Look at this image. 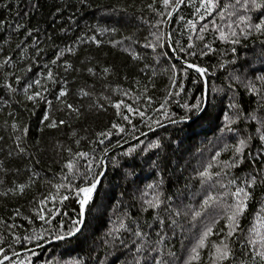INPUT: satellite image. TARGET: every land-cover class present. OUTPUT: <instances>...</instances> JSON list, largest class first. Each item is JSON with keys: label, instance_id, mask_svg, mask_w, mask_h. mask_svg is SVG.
Here are the masks:
<instances>
[{"label": "trees", "instance_id": "1", "mask_svg": "<svg viewBox=\"0 0 264 264\" xmlns=\"http://www.w3.org/2000/svg\"><path fill=\"white\" fill-rule=\"evenodd\" d=\"M223 2H231V0H221V4ZM149 4H152L155 11L147 7ZM199 6V0H191V2L185 0L173 18L171 36L175 47H186L188 36L191 35L193 50L197 53L207 43H210L215 50L203 57L199 55L186 57L190 62L209 68L206 77L208 107L198 115L199 113H186V110L176 103H171L168 105L169 119L178 121L181 115H187L188 118L176 124L162 126L169 123L168 119L157 115L152 108L159 107V102L166 95L167 90H180L178 86L170 85L169 77L172 73L168 69L171 64H176L179 68L185 57L184 54L176 51L181 60L177 59L171 48H157L153 52L151 48L145 47L146 43H154L156 36L166 37L168 32L171 17L158 15L159 12L165 11L160 0L155 2L154 0H84V3H81V0H18V2L0 0V19L6 21V24L0 27V64H4L6 57L10 60L9 64L0 67V246L5 248L7 254L22 252L17 258L24 259L28 254L25 249H30L37 254L32 257L34 264H41L45 260L50 261L51 264H66L73 259H82L85 264H133L137 258H140L141 264H145L149 255H157L152 252V248L159 247L155 243L158 239L156 233L159 231L160 235L167 234L164 241L165 252H175L181 258L186 256L187 251L181 246L182 237L179 232L173 237L172 230L168 228V215L171 214V210H180L182 215L177 219L185 228L190 227L191 217L183 216V212L190 211V208L199 210L200 202L207 191L213 193L222 191L219 185L208 187L215 184V177L204 186L207 191H202L200 177L196 173L203 171V168L212 162L215 153L225 144H234L236 140L235 134L220 131L224 123V111L231 112L227 109L231 93L227 95L225 92L213 93L211 88L215 86L226 91L228 84L232 83L233 90L238 93L236 99L247 113L256 107L258 97L248 94L239 82L225 78L231 74L241 76L242 79H254L255 76L264 75V44L261 43L264 41V36L253 33L247 40L240 37L239 45L221 41L218 32L211 26L213 21L218 26L222 25L219 17L209 14L201 21L199 15L203 12L194 14ZM57 8L60 9L59 12ZM189 20L196 23V31L187 27ZM157 21L166 22L157 23ZM16 23L23 24L24 28L15 30ZM205 24L209 25L207 31L199 32V28ZM61 28L65 31L61 32ZM97 28L112 31H106L101 35L96 31ZM29 31L31 35L26 34ZM93 35L101 41L99 46L88 41V37ZM198 35L204 36V40H197ZM32 37L36 39L33 40ZM77 37H82L85 42L79 43ZM110 40L120 41V44L113 47L108 43ZM177 40L180 42L179 46L175 45ZM165 43H168L167 39ZM17 45H21V49L24 50L25 59H21V49H18ZM36 47L44 49L39 61L33 65L36 73L41 72L43 65L54 58L56 51L74 47V52H66L58 60L59 66H53V69L61 83L64 79L68 81L65 85L68 88L66 101L79 108L81 113L79 119L69 115L67 111L56 110L61 106L55 101L52 92L58 91V87L43 93L48 100L53 101L51 109L44 101L33 104L24 98L22 86L15 82V75L20 74L19 69L25 66L27 58L36 55ZM126 47H130V51L136 52L141 59L132 60L129 53L122 50ZM232 47L236 48V53L231 51ZM204 51L207 52L206 49ZM163 52H168L170 55H159ZM65 60L73 65V69L67 73L62 67ZM224 61L232 63H227L223 69H220L218 64ZM145 64L148 65L147 68H144ZM88 67L94 69L93 74L86 71ZM105 67L110 68V72L106 75L102 72ZM213 72L215 75H212ZM176 76L184 81L185 90L181 92L180 97L170 99H178L181 104L185 100L195 103V97L200 94L199 89L202 86L192 84L195 75L189 71L187 76L181 73H176ZM5 79L17 88L16 92H10L4 87ZM80 88H84L91 95L80 96L78 94ZM145 88H147L146 92ZM113 89L117 90L113 91ZM189 89L191 91H188ZM123 92H127L128 95H122ZM101 94L110 97L113 103L123 100L134 108L145 111L144 122H141L139 116L132 117L133 123L139 129V132L135 133L137 137L140 136V132L144 134L150 132L141 138L145 141L141 149L156 138L160 139L161 147L147 153L138 150L133 158H121V166L118 167H113L109 163L105 176L98 184L93 201L87 206L82 230L72 238L54 241L52 235L58 231L66 232L72 227L69 217L77 218L79 211L74 198H71V202L65 201L61 204L58 197L66 193L63 189H54L48 183V181L52 184L60 182L58 174L62 172L63 164L69 159V154L63 150L64 147H71L73 152L89 151L90 155L91 148H96L98 156L101 146L90 143L95 140L97 132L106 130L114 120L131 131L130 127L115 115L116 110L110 103L101 99ZM145 95L152 98L151 107L147 105ZM96 104H102L103 108H97ZM45 110H49L57 119H65L67 124L57 129L45 127L40 123ZM122 111L126 110L122 109ZM257 114L264 115V112L258 111ZM156 119L160 120L162 127L151 124V121ZM13 122L18 125L17 129L12 128ZM146 123L151 124V131L145 126ZM24 125L28 126L27 134L22 131ZM234 126L241 130V136L245 134L252 136L243 154L244 163L232 170L234 175L241 176L253 168L264 165V153L258 152V149L264 148V143L259 141L255 133V128L258 126L256 122L237 121ZM73 130L76 132L75 138L70 135ZM17 136L20 137L19 141L16 139ZM80 137L85 139H82L77 146L74 139ZM117 140H121L120 146L125 144L124 140L132 141L128 135L117 136L114 132L109 141L115 144ZM109 141H106L105 145L111 147ZM57 142L61 145L59 150H57ZM137 142L133 141L111 151L109 157ZM20 148L25 151L20 152ZM231 155V148L222 151L217 162H213L210 171H219V161L227 160ZM254 157L255 161H253ZM153 161L157 162L158 168L152 167ZM63 171L66 172L67 169ZM157 171L164 181L160 191L163 192L165 203L157 210L165 220L163 230L158 221L153 220V210L138 211L140 193L146 190L148 183L158 179ZM18 184L27 185L23 193L18 190L11 191ZM147 191L150 198L151 190ZM49 193L56 195L57 199L49 200L43 206L39 205L37 201ZM168 196L172 197L171 209L166 211ZM262 196L264 189L257 187L247 215L241 222L245 232L256 208V200ZM41 207L46 212L48 209L60 208L62 212L68 213V217L58 213L52 217L50 225H45L35 219ZM125 211L130 212L132 216V220L126 221L129 227L134 228L133 221H138L141 229L149 233L147 238L149 246L144 247L139 253L135 245L140 243V238L135 237L131 232L122 231L119 239H113L115 233L113 236L108 235L117 215H122ZM29 220L32 223H29ZM61 220L64 221L63 226L60 224ZM41 227L47 231L39 241L42 245L40 248L36 247V241L23 240L25 235H30L33 230L39 232ZM219 227H222V224L217 226V231ZM15 236L21 238L20 243L13 244ZM105 240L108 241L107 244ZM121 241L127 247H124ZM10 244L11 248L8 247ZM251 248V245L245 249L239 243L234 244L237 262L243 260L245 264H251ZM206 253L207 250L202 252V260ZM258 261L259 258H256V264Z\"/></svg>", "mask_w": 264, "mask_h": 264}, {"label": "snow or ice", "instance_id": "2", "mask_svg": "<svg viewBox=\"0 0 264 264\" xmlns=\"http://www.w3.org/2000/svg\"><path fill=\"white\" fill-rule=\"evenodd\" d=\"M160 2L164 6L165 11L159 12L158 15L172 17L173 13L180 8L184 0H160ZM81 3H84V0H81ZM199 5L200 6L195 9L194 14L201 13L202 11L203 14L199 15L201 21H203L205 16H208L209 14H215L219 17L222 25L218 26L217 23L213 21L211 26L216 29L221 41H229L232 45H239L241 43L240 37L247 40L253 35V33L258 36H264V0H231V2H223L222 4L221 0H199ZM147 7L150 10L155 11L152 4L147 5ZM59 11L60 9L57 8V12ZM180 19H183V17H180ZM165 22L166 21H157V23ZM5 24L6 21L0 19V27H3ZM187 27L192 31H196L197 25L194 21L189 20L187 22ZM208 27L209 25L207 24L201 26L199 32H206ZM22 28H24L23 24L16 23L15 30L19 31ZM60 31L63 32L65 29L61 28ZM96 31L103 35L104 32L112 30L97 28ZM26 34L31 35V32L29 31ZM32 38L33 40L36 39V37ZM165 39L170 41L171 33H168L166 37L156 36L155 42L146 43L145 47L151 48L153 52H155L157 48L167 47L171 48L173 52L178 51L179 53L184 54L185 59L179 68L176 64H171L168 69V71L172 73L169 77L170 85L178 86L180 90H167L166 95L159 102V107L152 108V111L156 112L157 115L162 118L168 119L169 123L176 124V119H169V104L176 103L180 108L186 110V113H199L208 107L209 102L208 83L205 79L209 74V68L200 66L195 62H190L186 57H196L197 55L203 57L207 55V53L214 52L215 50L211 47L210 43H207L204 44L203 48L197 53V51L193 50L194 44L191 35L188 36L186 47L179 46V40L175 41V45L179 47H175L172 43L166 44ZM196 39L203 41L204 36L198 35ZM77 41L79 43L85 42L82 37H77ZM88 41L97 46L101 44V41L98 40L95 35L89 36ZM108 43L113 47H116L120 44V41L110 40ZM261 43L264 44V41H261ZM17 48L21 49V45H17ZM204 49H206L207 52H205ZM122 50L129 53L134 61L141 59L136 52L130 51V47L123 48ZM43 51V48H35L36 55L27 58L25 66L19 69L20 74L15 75L16 84L22 86L23 95L27 101H31L33 104H37L39 101H44L49 106V109L53 107V101L48 100L43 93H48L51 89L58 87V91L52 92L55 101L61 106L56 110L67 111L69 115L79 119L81 115L79 108L66 101L68 88L65 85H67L68 81L64 79L61 83V81L57 79V73L54 72L53 69V66H59L58 60L63 57L66 52H74V47H66L56 51L54 53V58L43 65L41 72L36 73L33 65L39 61L40 54ZM231 51L236 53V48L232 47ZM159 55L169 56L170 53L163 52ZM20 57L21 59H25L23 49H21ZM153 58L155 59L156 57ZM9 63L10 60L6 57L4 64H0V67ZM227 63L232 62H221L218 64V67L223 69ZM62 67L65 73L73 69V65L67 60L64 61ZM147 67L148 65L145 64L144 68ZM76 71H79V69H76ZM86 71L90 74L94 73L92 67H88ZM189 71L195 75L192 84L194 86L201 84L202 86L199 89L200 94L195 97V103H190L188 100H185L184 103L181 104L178 99H170L172 97H180L181 92L185 90L184 81L178 79L176 73H181L184 76H187ZM102 72L106 75L110 72V68L105 67L102 69ZM9 75H11V73H9ZM153 75H155V73H153ZM212 75H215V72H213ZM225 79L239 82L243 85L248 94L256 96L258 99L256 101V107L245 113L240 102L236 99L238 93L233 90L232 83L228 84L226 91L223 88L215 86L211 88L213 93L225 92L226 95L231 93V98L227 104V109H230L231 112L224 111V123L220 131L221 133L227 132L235 134L236 140L234 144H225L222 149L218 150L212 157V162L208 163L203 168V171H198L196 175L200 177L202 191H207L204 186L214 177L216 178L215 184L208 185V187L210 188L219 185V188L222 189V191L218 193L207 191V194L200 202L199 210H192L189 206L190 211L183 212V216L188 217L190 215L191 217L190 227L185 228V226L177 219L182 215L180 210H171V214L168 215V228L172 230L173 237L179 232L182 237L180 241L181 246L182 248H186L187 251L186 256L181 258L177 256L175 252H165L164 241L167 238V234L160 235V232L158 231L156 233L158 239L155 243L159 245V247L152 248V252L157 253V255H149L145 264H245L243 260L238 262L236 260V253L234 250V244L236 243H239L242 248L245 249L249 245L252 246L251 264H256V258H259L258 264H264V196L256 200V208L253 211L246 232L241 226L242 219L247 215L249 204L253 201L256 188L260 187L261 189H264V165H261L259 168H253L251 171L241 176L234 175L232 171L244 163V151L252 140V136L249 134L241 136V130L234 126L237 121L256 122L258 126L255 128V133L258 135L259 141L264 143V115L257 114L258 111L264 112V75L255 76L254 79H242L241 76L231 74ZM4 87L10 92L17 91V88H14L8 83L7 79H5ZM105 87L108 86L105 85ZM116 90L117 89H113V91ZM144 91L146 92L147 88H145ZM188 91L191 90L189 89ZM78 94L80 96L91 95V93L85 91L84 88H80ZM122 95H128V93L123 92ZM101 99L110 103L111 107L116 110L115 115L119 117L120 120L124 121L130 127L131 131H128L121 123L114 120L106 130L97 132L95 134V140L90 143H96L101 146L99 148L98 156L96 155V148H91L90 151L92 154L90 155L89 151L80 150L73 152L71 147H64L63 150L69 154V159L63 164L62 172L58 174L60 176V182L52 184L51 181H48V183L51 184L54 189H63L66 193L59 195L58 197L61 204L65 201L71 202V198H74L79 211L77 218L71 219L69 217L72 227L66 232L58 231L56 234L52 235V239L54 240H64L65 237H72L81 230V225L84 223L85 208L93 201L97 186L105 176L109 163L113 167H118L121 166V158H133L134 153H137L138 150H141L142 153H147L152 149H158L161 147L160 139L156 138L147 143L146 146L141 149V146L145 145V141L139 139V137L135 135L136 132H139V129L133 123L132 117L139 116L141 122H144V117L146 116L145 111H141L139 108H134L131 104L125 103L123 100H118L113 103L111 102L110 97L104 96L103 94H101ZM137 99H139V97H137ZM144 99L147 101V105L151 107L153 103L152 98L145 95ZM96 107L103 108V105L96 104ZM122 109L126 111H122ZM187 118V115H181L179 117L181 121ZM40 123L49 129H57L66 125L67 121L65 119H57L49 110H45L43 111ZM151 124H155L157 127L161 126L159 119L152 120ZM151 124H145L146 127H149L150 131L152 130ZM17 127L18 125L13 122L12 128L17 129ZM22 131L27 134L28 126L24 125ZM114 132L117 136L126 134L131 140L138 142L123 149L118 154L109 157V153L113 149L120 147L121 144V140H117L115 144H111V141H109V138L113 136ZM70 135L75 138V130H73ZM143 135L145 134L140 132V136ZM16 139L19 141L20 137L17 136ZM82 139H85V137L74 139V143L79 146ZM121 139H123V137H121ZM106 141H109L111 147L105 145ZM37 143H39V141H37ZM123 143L127 144L128 141L124 140ZM60 147L61 145L57 142V150H59ZM229 148L232 150V155L229 159L219 161V171H210L213 162H217V158L220 156L221 152L226 151ZM19 151L24 152L25 150L20 148ZM258 152L264 153V148L258 149ZM255 159L256 158L254 157L253 161H255ZM124 163H128V161H124ZM152 167L158 168L156 161L152 162ZM63 169H67V171L64 172ZM156 175L158 179L148 183L146 185V190L140 193L138 211L148 212L149 209L153 210V220L158 221L161 230H163L165 220L157 213V210L165 203L163 192L160 191L164 181L159 171H157ZM26 187L27 185L25 184H18L16 185V188L11 191L16 192L18 190L23 193ZM147 190H151L150 198H148L149 192ZM56 199V195L49 193V195L39 199L37 203L43 206L47 201H55ZM167 201L169 203L166 211L171 209L172 197L168 196ZM58 213L68 217V213L62 212L60 208L48 209L46 212L45 209L41 207L36 213L35 219L42 221L45 225H50L52 223V217L56 216ZM25 219H28V217H25ZM129 220H132V216L128 211H125L122 215H117L114 226L109 229L108 235L113 236L115 233L116 235L113 236V239H119V234L122 231L131 232L135 237L140 238V243L135 245L136 250L139 253L144 247L149 246V240L147 239L149 233L141 229L138 221H133L134 228L129 227L128 223H126V221ZM29 223H32V221L29 220ZM60 224L63 226L64 221L61 220ZM220 224H222V227H219V230L217 231V226ZM149 227H151V225H149ZM46 231L47 229L43 227H41L39 232L33 230L30 235H25L23 240L36 241V247L40 248L42 245L39 241L43 239V235ZM211 237H215V239H210ZM20 242L21 238L19 236L13 238V244ZM105 243L107 244L108 241L105 240ZM121 244L124 247H127V245L123 244V241H121ZM8 247L11 248L12 245L10 244ZM204 250H207V253L202 260V252ZM25 252L28 254L25 255L24 259L17 258L20 255L18 252H14L12 254L13 258L10 259L5 248L0 246V264H34L32 257H35L37 254L30 249H25ZM41 264H51V262L45 260L42 261ZM66 264H85V261L82 259H73L67 261ZM133 264H141L140 258L135 259Z\"/></svg>", "mask_w": 264, "mask_h": 264}, {"label": "water", "instance_id": "3", "mask_svg": "<svg viewBox=\"0 0 264 264\" xmlns=\"http://www.w3.org/2000/svg\"><path fill=\"white\" fill-rule=\"evenodd\" d=\"M184 2H185V0H184ZM184 2H183V3H184ZM183 3L181 4V6L183 5ZM181 6H180V8H181ZM180 8H178V9L173 13V16L171 17L170 22H169V25H168V32H167V34H168V33H171V25H172L173 18H174V16H175V14L180 10ZM168 43H172V44H173L172 36H171V40L168 41ZM173 53L175 54V56H176L177 59L181 60V59L178 57V55H177L176 52H173ZM205 79H206V78H205ZM203 111H204V110H203ZM203 111H202V112H199L198 115H201V114L203 113ZM177 122H181V120H178ZM169 124H171V123H167V124H164V125H162V126H166V125H169ZM162 126H160V127H162ZM156 129H158V128H156ZM149 133H150V132H147V133H145V135H143V136H139V139H141L142 137L148 135ZM133 141H135V140H132V141L128 142L127 144H123V145H121V146L118 147V148H121V147H123V146H126V145L130 144V143L133 142ZM118 148H115V149H113L112 151H115V150L118 149ZM97 187H98V186H97ZM86 209H87V206H86V208H85L84 221H85V217H86ZM83 225H84V223L81 225V230H82V228H83ZM81 230H80V231H81ZM80 231H79V232H80ZM79 232H77L75 235H77ZM75 235H74V236H75ZM74 236H72V237H74ZM72 237H65V239L72 238ZM54 241H58V240H54ZM54 241H52V242H54ZM49 243H51V242H49ZM18 253L21 254L22 252H18ZM12 254H13V253L8 254L9 258H13V255H12Z\"/></svg>", "mask_w": 264, "mask_h": 264}]
</instances>
